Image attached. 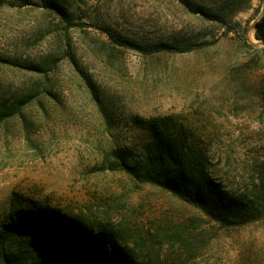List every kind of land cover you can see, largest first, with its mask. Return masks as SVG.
Returning a JSON list of instances; mask_svg holds the SVG:
<instances>
[{
	"label": "rangeland",
	"instance_id": "rangeland-1",
	"mask_svg": "<svg viewBox=\"0 0 264 264\" xmlns=\"http://www.w3.org/2000/svg\"><path fill=\"white\" fill-rule=\"evenodd\" d=\"M58 2L64 16L0 0V233L31 200L119 230L145 264H264V202L225 226L113 169L149 140L137 118L162 117L195 134L226 190L264 196V0ZM111 32L183 51L120 46Z\"/></svg>",
	"mask_w": 264,
	"mask_h": 264
},
{
	"label": "trees",
	"instance_id": "trees-1",
	"mask_svg": "<svg viewBox=\"0 0 264 264\" xmlns=\"http://www.w3.org/2000/svg\"><path fill=\"white\" fill-rule=\"evenodd\" d=\"M43 2L65 15V7L58 0ZM108 36L110 42L147 53L183 51L165 42L146 46L116 33ZM256 37L264 42V16L257 21ZM4 117L5 112L0 109V122ZM137 123L149 137L142 154L133 163L123 160L113 169L124 170L140 183L173 193L225 226L245 224L261 212L259 206L264 196L242 199L213 178L205 147L184 126L162 117L137 118ZM255 187L264 195V166ZM18 202L0 233V264H145L136 258L134 248L123 242L122 234L115 228L88 226L79 216L68 212L62 215V209L59 212L31 200ZM9 237L13 239L11 249L3 246Z\"/></svg>",
	"mask_w": 264,
	"mask_h": 264
},
{
	"label": "water",
	"instance_id": "water-1",
	"mask_svg": "<svg viewBox=\"0 0 264 264\" xmlns=\"http://www.w3.org/2000/svg\"><path fill=\"white\" fill-rule=\"evenodd\" d=\"M262 44L264 45V42H262Z\"/></svg>",
	"mask_w": 264,
	"mask_h": 264
}]
</instances>
